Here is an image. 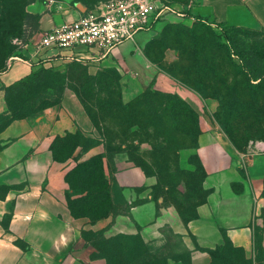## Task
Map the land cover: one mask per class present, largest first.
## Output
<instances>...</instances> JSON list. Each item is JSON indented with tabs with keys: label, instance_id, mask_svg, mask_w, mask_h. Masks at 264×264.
Segmentation results:
<instances>
[{
	"label": "crops",
	"instance_id": "0c3cea01",
	"mask_svg": "<svg viewBox=\"0 0 264 264\" xmlns=\"http://www.w3.org/2000/svg\"><path fill=\"white\" fill-rule=\"evenodd\" d=\"M62 5L59 8L50 0L32 4L30 13L41 16L39 30L21 46L16 57L23 60L13 57L8 70L0 74V114L6 110V87L37 66L60 70L75 62L66 53L50 51L39 58L35 51L45 31L80 17L82 11L71 0H63ZM176 5L181 16L194 21L264 29V0H186ZM155 31L140 33L110 55L82 64L94 70L116 69L145 83L156 77L155 87L175 91L145 54ZM79 52L87 58L94 55V51ZM178 92L200 114L197 147L181 158L187 167L195 157L205 173L207 196L194 216L185 220L162 196L154 197L152 179L134 165L107 172L110 183L121 190L126 204L122 212L93 223L73 216L66 180L71 159L56 160L53 146L69 133L83 130L86 135L88 120L75 95L67 92L58 104L15 120L0 132V264H108L88 232L105 231L106 238L140 235L145 244L162 247L167 242L165 228L179 235L191 254L189 260L170 258L166 264H213L212 252L227 240L256 262L264 253V151L237 149L205 114L195 93ZM214 106H209L210 113ZM85 154H74V160L80 161Z\"/></svg>",
	"mask_w": 264,
	"mask_h": 264
},
{
	"label": "rangeland",
	"instance_id": "374dc122",
	"mask_svg": "<svg viewBox=\"0 0 264 264\" xmlns=\"http://www.w3.org/2000/svg\"><path fill=\"white\" fill-rule=\"evenodd\" d=\"M37 1L0 0V74L19 55L22 44L34 36H30L32 29L26 15ZM55 1L63 4V0ZM106 1L71 0L82 12L96 9ZM158 1L173 11L154 27L156 31L147 43L145 54L156 71L169 79L175 91L155 87L156 77L145 83L135 75L127 77L111 69L94 70L75 61L60 70L53 69L57 74L55 87L41 79L34 86L12 90L10 97L14 106H25L18 111L26 114L58 104L67 92L74 94L88 120L85 125L88 141H82L81 148L73 142L60 147L59 160L71 159L68 169H74L72 184L78 183L83 172L98 175V164L89 161L93 156L104 154L107 178V172L116 168L140 167L153 181L154 197L162 196L166 204L175 206L187 220L194 216L208 190L204 187L205 173L196 158H191L187 167L181 159L182 154L197 147L202 131L200 114L178 91L195 93L205 114L237 149L246 151L252 141L264 140V77L258 81L252 76L248 67L233 54L216 24L181 16L176 4L186 0ZM245 31L250 44L264 43L263 29ZM5 102L6 110L0 114L1 125L12 114L6 97ZM212 103L216 106L210 113ZM93 117L98 126L93 123ZM84 152L80 161L74 160V154ZM123 201L121 190L110 183L107 200L87 208L90 216L86 218L93 223L102 217L117 215L125 209ZM164 234L167 242L162 247L145 244L140 235L106 238L105 231H92L87 237L96 243L99 254L107 258L108 264H166L170 258L191 259L179 235L171 228H165ZM263 255L259 254L255 262L254 258L247 259L240 249L228 247L214 254L213 264H264Z\"/></svg>",
	"mask_w": 264,
	"mask_h": 264
},
{
	"label": "built area",
	"instance_id": "2783aa9c",
	"mask_svg": "<svg viewBox=\"0 0 264 264\" xmlns=\"http://www.w3.org/2000/svg\"><path fill=\"white\" fill-rule=\"evenodd\" d=\"M50 3L63 7L55 0ZM171 11L170 6L158 0H107L96 9L83 11L76 20L45 31L35 43L36 55L40 58L57 51L80 63L104 58L123 43L135 41L140 33L152 31ZM79 49L94 51L95 56L87 58ZM13 59L23 60L21 57ZM249 147L263 152L264 142L252 141Z\"/></svg>",
	"mask_w": 264,
	"mask_h": 264
},
{
	"label": "trees",
	"instance_id": "16d2710c",
	"mask_svg": "<svg viewBox=\"0 0 264 264\" xmlns=\"http://www.w3.org/2000/svg\"><path fill=\"white\" fill-rule=\"evenodd\" d=\"M26 17L29 20V25H31V36L39 30L41 16L39 14L27 13ZM195 21L207 24L205 22H201L199 19ZM216 26L221 29L222 37H224L229 42L233 54L239 57V59L248 67L252 76H254L258 81H261L264 77V43L259 46L250 44L246 40V36L244 34V32H246L245 29H247L245 27L229 26L220 23H216ZM111 70L114 72L116 71V69ZM56 75L57 74L52 68L37 66L29 75L17 80L13 84L5 88L6 101L8 104L9 111H11L12 114L10 117H8L7 120H5L3 125H1L2 115H0V132L4 130L13 121L38 112L34 111L26 114H20L18 110H21L25 106L16 107L12 104L13 98L10 97L11 91L18 90L24 87L34 86L38 82H40L41 79L47 80L51 84V86L55 87L56 79L54 77H56ZM87 110L89 112L91 111L90 108ZM93 123L97 126L99 124L97 119L94 117ZM85 140L88 141V139H86V135L83 134L80 130H78L76 133H69L65 137L58 139L53 146V153L55 159L59 160L58 153L60 147L62 145V147H65V143L73 142L76 143L77 147H84L82 145V141ZM105 157L106 155L104 154L93 156L90 159L89 163L98 164V175H93L91 171L83 172L81 176L78 177V183L75 185H73L71 182V176L74 169L67 173L66 180L69 184L67 199L73 216L78 218L88 217L90 215L89 211L86 210L87 208L92 209L94 206L96 207L97 204H99L100 202H105L107 200L110 180L105 175ZM85 165L87 164H84V166ZM91 204L93 205L90 206ZM228 247L234 248L233 245L227 240L221 247L212 252L213 256L217 251H226Z\"/></svg>",
	"mask_w": 264,
	"mask_h": 264
}]
</instances>
